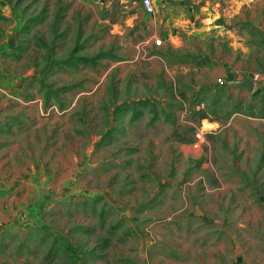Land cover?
<instances>
[{
    "label": "rangeland",
    "instance_id": "374dc122",
    "mask_svg": "<svg viewBox=\"0 0 264 264\" xmlns=\"http://www.w3.org/2000/svg\"><path fill=\"white\" fill-rule=\"evenodd\" d=\"M140 1L0 0V264H264V4Z\"/></svg>",
    "mask_w": 264,
    "mask_h": 264
},
{
    "label": "crops",
    "instance_id": "0c3cea01",
    "mask_svg": "<svg viewBox=\"0 0 264 264\" xmlns=\"http://www.w3.org/2000/svg\"><path fill=\"white\" fill-rule=\"evenodd\" d=\"M155 5V12L148 13L140 1V8L135 17L141 22L137 26L145 27L148 35L153 36L160 33L165 39H174L177 35L183 34L188 36H194L201 32L202 27L199 21L187 20L184 14V4L187 0H152ZM231 21L229 26L225 28V33L228 36H239L241 40L248 38V30L243 23L247 20L238 16L241 7L245 4V0H231ZM257 4H264V0H257ZM199 12V10L196 9ZM199 18H202L201 11ZM261 15V14H260ZM235 18V19H234ZM203 19V18H202ZM137 20V19H136ZM205 20V19H203ZM234 20V21H233ZM236 20H240V28H236L234 23ZM244 21V22H243ZM136 22V21H135ZM260 26L263 28L264 17H260ZM246 27V28H245ZM246 36V37H245ZM231 44H233L231 42ZM241 44V43H240ZM243 50H247L248 45L241 44ZM221 78V77H219Z\"/></svg>",
    "mask_w": 264,
    "mask_h": 264
},
{
    "label": "water",
    "instance_id": "95a60500",
    "mask_svg": "<svg viewBox=\"0 0 264 264\" xmlns=\"http://www.w3.org/2000/svg\"><path fill=\"white\" fill-rule=\"evenodd\" d=\"M235 85L239 88H246L248 89L249 91L250 90H253L254 89V82L250 79V78H245L241 81H236L235 82ZM0 220L3 221V222H8L10 220V218L6 215H2L0 214Z\"/></svg>",
    "mask_w": 264,
    "mask_h": 264
},
{
    "label": "built area",
    "instance_id": "2783aa9c",
    "mask_svg": "<svg viewBox=\"0 0 264 264\" xmlns=\"http://www.w3.org/2000/svg\"><path fill=\"white\" fill-rule=\"evenodd\" d=\"M142 5L148 13H152L155 11V5L152 0H142ZM157 43L160 44L161 39H158ZM218 81L223 82L222 78H218Z\"/></svg>",
    "mask_w": 264,
    "mask_h": 264
},
{
    "label": "trees",
    "instance_id": "16d2710c",
    "mask_svg": "<svg viewBox=\"0 0 264 264\" xmlns=\"http://www.w3.org/2000/svg\"><path fill=\"white\" fill-rule=\"evenodd\" d=\"M203 117H204V115H203Z\"/></svg>",
    "mask_w": 264,
    "mask_h": 264
}]
</instances>
